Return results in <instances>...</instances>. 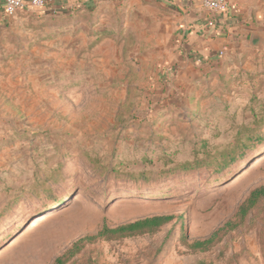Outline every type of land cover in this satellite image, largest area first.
Instances as JSON below:
<instances>
[{"label":"rangeland","instance_id":"rangeland-1","mask_svg":"<svg viewBox=\"0 0 264 264\" xmlns=\"http://www.w3.org/2000/svg\"><path fill=\"white\" fill-rule=\"evenodd\" d=\"M129 1L0 21V264H264V196L238 214L264 187V47L167 60L166 6Z\"/></svg>","mask_w":264,"mask_h":264},{"label":"crops","instance_id":"crops-1","mask_svg":"<svg viewBox=\"0 0 264 264\" xmlns=\"http://www.w3.org/2000/svg\"><path fill=\"white\" fill-rule=\"evenodd\" d=\"M128 1L49 0L46 10L68 14L93 12L102 7L115 10L121 2ZM157 1L166 6L168 31L176 33V43L169 50L167 60L214 64L222 60L221 51L233 60H242L246 47L258 44L264 47V0H229V10L224 14L205 9L202 0ZM24 2L30 6V0ZM4 3L5 0H0V21L7 18Z\"/></svg>","mask_w":264,"mask_h":264},{"label":"trees","instance_id":"trees-1","mask_svg":"<svg viewBox=\"0 0 264 264\" xmlns=\"http://www.w3.org/2000/svg\"><path fill=\"white\" fill-rule=\"evenodd\" d=\"M243 152H240L239 154H234L230 157V160L228 164L234 162L240 155H242ZM264 196V187L257 188L253 190L248 198L240 205L238 214L241 215L243 218L248 211L254 207V205L257 203L260 197ZM174 218L172 215H156L151 217H146L143 219H138L134 222L121 224L114 228H109L107 226H104V228L99 232V235L103 234H116L119 236H130V235H138V234H145V233H151L156 231L158 228H160L162 225L168 223ZM229 222L224 225V227L228 226ZM224 227L220 228L218 231L213 233L209 238L205 240H198L195 241L192 244L193 248L198 249H204L207 245L211 244L216 235L223 229ZM84 239V238H83ZM83 239H80L78 242L74 244V247H78L81 244V241ZM56 264L62 263L61 258L56 259Z\"/></svg>","mask_w":264,"mask_h":264},{"label":"built area","instance_id":"built-area-1","mask_svg":"<svg viewBox=\"0 0 264 264\" xmlns=\"http://www.w3.org/2000/svg\"><path fill=\"white\" fill-rule=\"evenodd\" d=\"M48 2L49 0H30L29 7L41 9L46 7ZM202 6L214 14H224L229 10L230 2L229 0H202ZM29 7L24 0H5L4 12L7 16H14ZM220 54H223V51Z\"/></svg>","mask_w":264,"mask_h":264},{"label":"bare ground","instance_id":"bare-ground-1","mask_svg":"<svg viewBox=\"0 0 264 264\" xmlns=\"http://www.w3.org/2000/svg\"><path fill=\"white\" fill-rule=\"evenodd\" d=\"M262 161V160H261ZM261 161H256V162H261ZM46 214H48V213H46ZM46 214H41V215H39L40 217L39 218H41V219H36L32 224H31V226L28 228L29 230L30 229H32V228H35V226L41 221V220H44L45 218H46ZM44 216V217H43Z\"/></svg>","mask_w":264,"mask_h":264}]
</instances>
